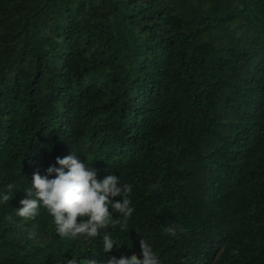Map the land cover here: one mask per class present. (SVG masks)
<instances>
[{"label":"trees","instance_id":"trees-1","mask_svg":"<svg viewBox=\"0 0 264 264\" xmlns=\"http://www.w3.org/2000/svg\"><path fill=\"white\" fill-rule=\"evenodd\" d=\"M72 154L132 185L110 253L17 215ZM3 194L0 264H264V0H0Z\"/></svg>","mask_w":264,"mask_h":264},{"label":"clouds","instance_id":"clouds-1","mask_svg":"<svg viewBox=\"0 0 264 264\" xmlns=\"http://www.w3.org/2000/svg\"><path fill=\"white\" fill-rule=\"evenodd\" d=\"M57 164L59 168L51 166L47 170L49 175L55 173L53 179L38 172L33 175L32 188L27 189L32 198L21 201L23 206L17 210V215L26 220L35 219L43 207L53 217L61 238L102 237L103 252L110 253L116 241L107 229L110 225H120L121 231L128 228V221L134 212L130 200L132 185H121L119 178L112 174L98 179L96 170L86 166L74 154L57 157ZM13 189L14 185L9 184V193ZM116 197H122V200H114ZM9 199V194H3L0 202L7 203ZM114 213L123 219H113ZM167 231L176 234L173 228ZM34 235L30 232L29 238ZM140 245L142 259L133 254L120 259H92L88 264H160L157 254L148 243L142 239ZM68 264H77V260L73 258Z\"/></svg>","mask_w":264,"mask_h":264}]
</instances>
